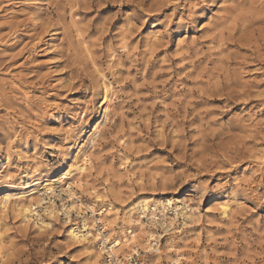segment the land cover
<instances>
[{
  "label": "rangeland",
  "instance_id": "rangeland-1",
  "mask_svg": "<svg viewBox=\"0 0 264 264\" xmlns=\"http://www.w3.org/2000/svg\"><path fill=\"white\" fill-rule=\"evenodd\" d=\"M81 145L89 188L76 193L115 206L110 237H139L140 253L119 250L120 264H173L169 243L181 264H264V0H0V163L11 184L0 195L14 203L37 188L32 178L67 172ZM164 197L188 212L166 211L168 230L136 206L163 210ZM74 209L81 226L91 212ZM39 212L45 231L0 212V264H110L107 253L94 259L92 237L71 240L64 214ZM143 228L163 235L152 236L159 251L146 252Z\"/></svg>",
  "mask_w": 264,
  "mask_h": 264
},
{
  "label": "bare ground",
  "instance_id": "bare-ground-1",
  "mask_svg": "<svg viewBox=\"0 0 264 264\" xmlns=\"http://www.w3.org/2000/svg\"><path fill=\"white\" fill-rule=\"evenodd\" d=\"M55 47L56 44L53 43V48L55 49ZM113 55L115 54L113 53ZM104 86L106 89V95L103 98V100H101L102 101L101 104L104 112L103 116L106 117L110 114L111 107L114 104V99L112 95L113 93L111 94V91L113 89L111 83L105 81ZM100 129H101L100 123L99 122L94 123L89 136H93L94 134L98 133ZM73 152H75L74 157L68 164L67 172H57L56 174L50 173L44 177L38 176L32 178V183L33 185H37V188H35V190L30 189L21 193L16 197L17 200L14 203H12V201H14L13 200L14 196L12 194L6 192L2 193L0 195V212L6 215L8 210L12 208V211L14 213L23 217V221L25 222L34 221L39 231H45L51 225V223L47 220V218H44L42 214L39 212L40 209H43L46 214L50 215V217H55L57 214H61V215L64 214L65 222H67L68 220L67 233H69L71 240L73 239L74 241L80 242L81 244V242H85L86 240L89 241V238L92 237V241L97 242V247H95L97 250L93 252V257H95L94 259L99 258L103 253H107L108 254L107 258H109L110 264L111 263L120 264L121 258L117 256V252H119V250H125V248L127 247H132L134 251L133 253L126 252L127 258H131L134 253L139 254L140 253L139 247L135 245L138 242L139 237L137 236L138 234L136 233L135 230L133 229L129 230V234L127 235H125V231L121 230L120 232H116L112 237H110L112 229L115 226V224L113 221H109L107 223L106 220L107 218H110L113 215L112 210L115 208V206H113L111 202H107L106 204L104 203L101 204L98 210L95 207L96 202L98 203V202L108 201L105 194L103 196L101 195V193L99 194L97 190L90 192V195L93 196L94 200L88 203L82 200V198H80L78 193H76L75 188H78L85 192L89 188L88 187L89 185L84 177L85 176L84 173L89 168L88 164L91 163V161H89V156H88L89 151L86 153L82 152V145L76 147V149H74ZM81 153H83L82 154L83 156H80ZM120 166L122 169H127L128 168L127 161L123 162ZM2 168L3 166L0 163V188L5 189L9 187L11 184L8 181L2 180V176H1ZM56 181H59L61 184L55 185ZM38 186H40V188ZM58 186L59 188H56ZM55 192L59 195L58 197H60L61 199V206H62L61 208L56 204V202H54L51 199L53 193ZM34 193H38V195L40 196V198L38 197L36 207L33 206L32 200L30 201L29 199H27L28 197H30V195ZM44 193H46L48 197L42 196ZM63 194H65L66 197L65 196L63 197ZM82 205H85V207L89 209V211L91 212L89 214H91V216L84 215L82 220L83 221L82 225L79 226L77 222L71 220L70 216L72 212H75L76 217H79L80 211L74 208L79 209V207H81ZM219 205H220L219 210L221 214L224 217L230 218L232 214V206L229 203H220ZM136 206L140 210L141 216L143 218L146 217L147 219L153 221V224L162 225L165 230H168V223L167 221L164 220V217H166L167 215L166 211L173 213V216L171 217L172 219H175L176 216L179 217L181 212L182 213L187 212L186 205H183V203H181L180 201L175 202V200L170 197H164L161 200L160 206L163 207V210H161L160 207L155 203L149 204L148 200L144 198L142 200L137 201ZM134 207L135 206H131V210H133ZM159 209L161 210V214H159L160 213V211H158ZM97 215H99V217L98 218L95 217V221L91 220V218ZM35 219H37V221H35ZM129 222H131V220ZM145 223L146 222L143 221L140 222L141 224L140 226L144 225ZM183 224L186 225L187 222L184 220ZM123 227L124 226H122V228ZM141 228L142 227H140V229ZM144 229L145 228H143V230ZM145 230H146V235L148 237H152L153 235L154 236L159 235L160 238L163 237V235L161 234L158 233L154 234V231L149 228L148 229L146 228ZM153 238L154 237H152L151 241L147 240L145 242L147 244L148 243L150 244L149 245L150 248L148 249L145 248L146 252H149L151 249L154 251L155 249L159 251L160 239L159 238L153 239ZM168 249H170L171 251H175L176 255L172 259L173 264H181V259L184 256L181 252H178L177 247L174 244L169 243ZM103 264H107V263L105 262Z\"/></svg>",
  "mask_w": 264,
  "mask_h": 264
}]
</instances>
